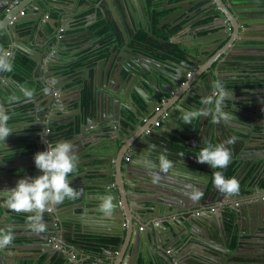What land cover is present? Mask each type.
<instances>
[{"label": "water", "instance_id": "1", "mask_svg": "<svg viewBox=\"0 0 264 264\" xmlns=\"http://www.w3.org/2000/svg\"><path fill=\"white\" fill-rule=\"evenodd\" d=\"M37 1L5 0L0 6V54L6 53L3 52L6 49L10 53L11 62L17 51L14 43L20 41L17 28L11 27V24L17 23L16 18L23 8L33 2L36 4ZM42 1L45 4L51 1V5L59 12V19L61 18L62 22L60 25L56 21L53 24L48 23L52 30L50 40L46 37V44L37 45L38 55L26 52L35 62L31 75L35 81V87L40 88L39 96L35 100L42 99L39 104L33 101L36 106H39L37 115L41 117L36 118L33 126L48 128L50 132L44 136L45 141L52 143L56 133L51 130H56L62 121L70 120L73 123L71 127L76 130L72 134V139H76L77 143L82 142L83 149L90 156L99 154L98 148L107 142L103 148L107 154L103 153V157H100L101 164L91 166L93 170L82 173L79 180L85 181L84 183L88 186L100 188L103 186L104 195H101L98 203H101L106 196H110L116 205L111 219H114V222L126 224V228L123 230L116 228L113 229L114 234L100 236L114 235L124 238L122 248L124 253L129 249V254L134 249H139V252L144 250L143 247L148 249L153 241L155 246L159 242V253L154 259L156 264H264V189L258 185L243 189L240 187V196L243 195L240 201L231 199L234 205L226 202L222 207L221 204H217L213 211L202 214L196 210L197 206L205 204L204 209H210L213 202H221L226 194L220 193L214 187L213 191L208 192V195L203 198V202L200 199L198 202L197 200L188 202L186 199L188 188L182 185L180 180L183 178L178 175V171L182 169L188 172L189 169H186V166L189 167L192 162L198 163L196 157L187 154V151L192 150L193 147L185 146L181 136H187L194 141L190 143L201 144V146L207 142L216 145L221 140H225L233 161H241L240 157L243 160L251 158L252 161L245 163L247 167L240 165L236 170V172L242 171L244 184V177L247 183L255 170H264V155L257 154L252 157L255 151H264V90L255 91V94L261 98H257L258 96L247 99L224 98L222 105L225 104L222 111L231 117L227 121H217L214 112L206 117L195 118L190 124L182 120L183 111L213 108V105H205L202 100L212 95V91H208L213 89L215 81L219 80L223 83L224 79L233 77V74L221 76L224 68L229 72L236 70L240 72V69L250 71L254 64L252 61H259L258 66L264 67L260 59L261 56L264 57L263 0H198L201 5L206 4L205 8L209 10L210 15L214 14L215 8L222 11L232 22V37L240 33L249 35L245 39L246 46L240 48L256 49L253 52H235L236 54L225 51L223 53L227 55L223 58H221L223 48L219 49L210 57L211 61L204 68L199 65V59L195 61L187 53L183 54L181 60H177L178 54L172 53V49L169 48H165L162 53H172V56L162 59L150 55L148 50L138 44L126 47L121 41L118 45L116 39L120 31L117 26L114 27L115 41L112 44V50L108 57L97 62L96 68L103 66L105 69L98 70V74L89 77L88 80V91L91 95V106L88 112L83 108L80 112L70 114L66 112L72 110L70 104L74 99H69L65 95L69 91L66 87L55 85L49 78L54 76L51 64L61 61L64 56L60 52L65 54L71 51V48L76 45L73 43L74 39L85 43L86 40L83 41V39L90 34L91 30L85 23L86 29L82 31L83 34L69 35L70 27L75 25L74 16L82 10L71 9L70 4L76 0ZM90 1H96L95 6L94 3L86 1L85 8L94 6L96 12L99 8L109 19L115 11L122 23L126 21L122 13L124 8L126 6L132 8L134 5V0H110L111 7L108 0ZM92 17L96 19V13ZM164 20L165 18L159 23ZM109 38L113 40L112 37ZM158 42L165 45L163 40L159 39ZM116 44L117 47H115ZM230 46L234 48L233 45ZM243 56H250L253 60L244 61L245 67L239 65V62L231 64L235 61L234 58L239 61ZM220 59L223 60L219 62ZM205 62L203 61L202 64ZM214 64L216 65L213 67ZM4 73L0 72V104L7 111L14 104L8 106L4 104L9 102L13 95L16 96L18 86L22 84L13 79L12 75L7 76L8 81L4 82L2 80ZM238 76L240 81L245 83L243 76L240 74ZM258 83L262 84L264 81L260 80ZM226 91L229 92L231 89ZM244 101H247L246 103L253 107L254 111L243 109L235 103L243 104ZM155 107L159 109L155 110ZM36 111L37 109L32 110L33 113ZM165 113L166 115L162 117ZM141 115L149 116V120L141 123ZM156 120L160 121V125L153 127ZM124 122L126 125L123 124ZM256 122L262 125L258 136L253 130ZM121 132L124 138L121 137ZM116 135L118 137L112 139V136ZM57 138L62 139V134ZM108 138L111 140L108 141ZM174 144L177 146L174 147ZM256 145L259 148H255ZM1 149L0 144V190L14 187L20 178L42 174L36 167L27 171L13 170L11 162L3 163L5 157ZM38 149L44 150V140L38 143ZM108 150H110L109 153ZM162 154L172 165L167 172H161L159 168V157ZM126 157H128L127 160ZM124 159L126 163L123 162ZM153 174L160 176L157 183L152 182ZM111 183L115 184L114 187L107 188ZM152 186L167 188L171 193L170 196L174 194L184 196L180 204H170L169 210L166 211L168 213L163 216L165 220H161L160 215L148 213L154 212L153 207V210H148L149 201L145 197L148 187L150 189ZM81 187L82 184L78 187L81 192L80 201L86 202L87 195ZM229 196L233 197V195ZM141 204L143 206H137ZM57 207L56 205L53 210L43 213L46 230L37 237L36 242L41 244L40 251L46 254L49 262L55 258L58 261L56 264H80L78 259L74 261L69 256L66 249L87 247L82 243H68L67 234L73 232L59 224L57 211L54 210L58 209ZM173 208H177V211ZM23 214L28 216L32 213H16L0 200V219L3 216L5 220H10L12 215L20 219L27 217ZM261 215L262 218H260ZM260 219L261 221L256 224V221ZM9 222L13 223L12 220ZM158 228L163 230L161 234H158ZM0 229L6 228L0 224ZM56 231H59L57 236ZM187 231H197L201 234V238L207 240V244H204L207 249L186 248L166 253L169 248L165 247L163 236L171 235V238H174ZM231 245L234 246L231 247ZM57 246L62 247V250ZM117 250V246H110L105 250L108 253L114 252L111 264L122 263L123 256L119 259L120 252ZM8 257L6 248L0 249V264H8L10 262ZM12 264H33V261L15 258L12 259Z\"/></svg>", "mask_w": 264, "mask_h": 264}, {"label": "crops", "instance_id": "2", "mask_svg": "<svg viewBox=\"0 0 264 264\" xmlns=\"http://www.w3.org/2000/svg\"><path fill=\"white\" fill-rule=\"evenodd\" d=\"M4 1L5 0H0V6L2 5V3H4ZM86 1L94 3V6L96 4V1L90 0H76L75 2L70 4L72 10H82L74 16V18L76 19L75 25L71 26V30L68 31L69 35L74 33L83 34L82 31L86 29V23L87 28L91 30L90 34H88L86 38L83 39V41L86 40V42L82 43V41L74 39L73 43H76V45L71 48V51L65 52V54L60 52V54L64 57L61 59L60 62L51 64V68L52 70H54V76H50L49 78L55 85H61L63 87H66L69 91L66 92L65 95L69 97V99H74V101L70 104L72 110L66 112L68 114L72 112H80L83 108H85L86 112H88V108L91 106V95L88 91L89 77L98 74V70H102L103 66H101L99 69L96 68L97 62L109 56V52L112 50V44H114L115 41V37L113 35H109L113 39L111 40L105 34H99L96 31V29H98L100 25L95 26L93 28H89L90 25L94 24L97 20L102 19L103 25L108 24L110 26V29L112 28V30L114 27L117 26L118 30L120 31L116 39L117 44L119 45L122 41L126 47L132 46L130 42L132 41L133 35L136 31L140 29L148 32L149 36L151 35V18L148 14L147 0H134V5L132 6V8L126 6L122 11L123 17L126 20L124 23L121 22L120 18L115 13L113 7L111 9H113L114 13L111 16V19H109L99 8L97 9V12L94 6L85 8L84 5ZM108 1L111 7V2L110 0ZM152 2V4H154L155 10L167 11V14L160 19L162 20L163 18H165V20L161 23H159L160 20L158 22L160 28L164 26H179L176 33L170 37L169 42L177 45V50H181L184 54H189L193 60L198 61L199 59V65L201 66V68H204V66H206L211 61L210 57L217 50L222 48L223 49L221 52V58L227 55V53H223L225 51L234 53L253 52L256 50L254 48H240L242 46H246L245 39L246 37H249V35L240 33L234 34V37H232L233 30L231 29L229 31L224 28L222 22L219 19H215L214 21H211L209 24L206 25L196 26V21L210 15L209 10L205 8L206 4L201 5L200 3H198V0H154ZM23 10L25 11L24 15H21L19 13L18 17L16 18L17 23L11 24V27L17 28V31L20 35V41H16L14 44H16L17 47L16 53L22 52L33 61V59L29 56L28 53L38 55V51H36V48H38L37 45L46 44V37H48V40H50V32H52V30L49 24H53L56 21L58 22V25H60L62 19H59V12L53 5H51V1L45 4L42 0H38L36 4L33 2L26 8H23ZM214 10L215 13H219L218 8H215ZM82 12L85 13H83V16H80ZM95 13L97 15L96 19L92 17ZM38 32L39 36H37ZM29 37L30 39L28 40ZM53 40H55V38L52 39V42ZM31 42L33 43L31 44ZM117 44L115 47L118 46ZM230 45H233L234 48H231ZM3 52L7 53L8 51L4 49ZM234 59L235 61L231 62L232 65L239 62V65L245 67V63L241 62L243 60L236 61L237 59ZM248 59H250V57ZM260 59L262 60L261 63H264V57L261 56ZM222 60L223 59H220L219 62H221ZM203 61L206 62L202 64ZM189 64L193 66L191 63ZM215 65L216 64H214L213 67ZM229 74H233V77L225 81V87L231 90L237 91V87L240 86L236 83L237 81H240V77L238 76L239 74L243 76V80H245V90H247L248 87L250 89L249 95L258 96L255 94V91L257 89L264 90V83L258 84L260 80L264 81V67H262L261 69L251 67L250 71L240 69V72H238V70H236L235 72H229L224 68L223 72L221 73V76ZM10 75L12 74H10L9 72H5L2 77V80H4V82L5 80L8 81L7 76ZM19 82L26 88L34 90V97L31 102H27L18 89L16 92V97H18L19 99L16 102H7L4 104L6 106L14 104L12 108L7 109L8 115L11 116L8 121V125L10 128H12L13 132L10 133L9 136L6 138L5 143L0 144L2 145L1 151L4 152L5 157L3 163L6 161L11 162V168L13 170L27 171L32 170L35 167L33 157L34 154L39 151L38 143L44 140V150L46 148V144H49L47 143V141H45L44 136L50 131L46 132L45 126H33V123L36 122V118L38 117L37 112H39V106H36L33 101L39 104L42 99L38 101L35 100L36 97L39 96L40 88L35 87V81L33 80L32 75L30 74L29 78L26 81ZM83 93H88L86 105L83 104V102L85 101H83ZM257 98L261 97L258 96ZM33 109H37V111L33 113ZM249 110L254 111V108L251 107ZM140 117L141 123H144L149 120V116L142 117L141 115ZM72 124L73 123L70 120L62 121L56 130H51L52 132L56 133V136L53 138V142L51 144L54 145L58 141H68L74 145V151L78 156V162L76 169L73 173L69 175L68 179L71 183V186L78 192V187L80 184H82L81 189L85 191L87 195L86 202L80 201L81 192H79V196L76 199H66L62 204L57 205L58 209L54 210L57 211V220H59V224H62L64 228H66L67 230H72L73 232L71 234H67L68 243L71 242L80 244L81 242L79 241V236H100L103 234H114L113 229L120 228L123 230L126 228V224L124 225V223L122 222H114V219H111L112 216H105L98 211V206L100 204L98 203V199L101 198V195H104L103 186L102 188L88 186L86 183H84L85 181L79 180V177L80 175H82V173L85 174L88 170H93L91 166L101 164L100 157H103V153L107 154V151L103 150L107 142H105V145L98 148L97 152H99V154L97 153L93 156H90L89 153H87L83 149L82 142L77 143L78 141L76 139H72V134L76 132V130L71 127ZM123 124L126 125L125 122ZM173 126L175 127V125ZM261 128L262 125L259 122H256L253 129L254 132H257L256 136H258L259 130ZM61 134L63 138L58 139V135ZM120 135L122 138H124L123 132H121ZM253 135H255V133ZM117 137V135L112 136V139ZM181 138L185 142V146L193 145L192 143H190L193 140H191L189 137L181 136ZM109 140L111 139L108 138V141ZM223 144L229 149L226 141H224ZM29 147H34L35 152L32 154L24 153L23 151ZM85 147H88L87 144L85 145ZM255 148L259 147L256 145ZM99 149H101L102 151ZM109 152L110 150H108V153ZM256 153L264 155V151L259 150L255 151L252 156L256 155ZM123 162L126 163L125 159L123 160ZM140 162L144 163L143 161ZM85 167L86 169H83ZM186 169H189V171L184 172L183 169L178 171V175H181L183 178L180 181L182 185L188 188V191H186L187 193L195 189H199L203 193V196L200 198V200L202 201L203 198L208 195V192L206 191H208L207 187L211 181V174L214 169H212L207 164H200L196 162H192L189 167L186 166ZM242 176V171H239L237 172V174H235V178L239 181L240 187H242ZM243 181H246V179H244ZM147 191L148 192L145 194V197L149 201L147 203V206H150L148 210L151 211L154 209L153 213H148L162 216L161 220H165L163 219V216L168 213L166 211L169 210L170 204H180L181 199L184 198L183 195L179 194H174L173 196H170L171 193L167 190V188L163 189L158 186H152L150 187V189L148 187ZM240 193L241 191L239 189V192L233 195V197L225 195L224 198L221 200L220 204L222 205V207L226 202L230 203L231 205H234L235 203L231 202V199H237L240 201L243 197V195L240 196ZM186 197L189 198V195H186ZM216 205L217 204L213 202L212 206L216 207ZM137 206L140 207L143 205L141 204ZM204 206L206 205L201 204L196 207V210L202 212V214L210 212V209L205 210ZM53 208H55V206ZM173 210L177 211V208H173ZM23 215L27 216V214ZM17 218L19 220H17ZM260 218H262V215ZM10 220H12L13 223H10ZM10 220H5L3 216L0 219V224H2V226H5L6 229L11 227L15 236L12 245L6 248L7 254L9 256L7 259H10V262L8 264H12V259L15 258L29 259L33 261V264H56L58 262L55 258H53L52 261L49 262L46 258V254L40 251L41 244L39 242H36L38 241L36 239L37 237H40L42 233L33 232L30 229L26 217L20 219L19 217L12 215ZM260 221L261 219L257 220L256 224ZM157 230L158 234H161L163 232L162 229L158 228ZM108 231L110 233H107ZM58 232L59 231H56V236L58 235ZM106 236L116 237L119 239V243L114 246H117V251L120 252L119 259H121V257L123 256L122 263L120 264H132L133 262L137 264V260L139 258L143 260L144 264H156L154 259L159 253V242H157V245L155 246V243L153 241L150 243V247H148V249L147 247H143L144 250L141 252H139V249H134L132 250V253L129 254V249H127V251L124 253V248H122L124 238L122 239V237L114 235ZM171 237V235L163 236V241L166 243L165 247L169 248L171 252H177L181 249L186 248H192L196 250L207 249L204 246L205 243L207 244V240L201 238V234H198L197 231H187L174 238ZM233 246L234 245H231V247ZM108 247L110 246L104 247V249L100 250V252L98 253L86 251L81 246L74 248L75 250H66L69 256L72 257L74 261L78 259L80 261V264H99L100 262H102V264H111L114 252H105ZM58 248L62 250V247L60 248L58 246Z\"/></svg>", "mask_w": 264, "mask_h": 264}, {"label": "clouds", "instance_id": "3", "mask_svg": "<svg viewBox=\"0 0 264 264\" xmlns=\"http://www.w3.org/2000/svg\"><path fill=\"white\" fill-rule=\"evenodd\" d=\"M11 71H13V64L10 55L7 53L0 54V72ZM18 87L25 100L31 102L34 97V90L23 85ZM228 95L229 93L225 90L223 83L219 80L215 81L212 95L202 100V103L213 105V108L183 111L182 120L184 123L190 124L193 119L206 117L211 112L216 114L217 121L229 120L230 115L222 111L223 100ZM18 99L13 95L9 103L16 102ZM9 119L10 116L6 109L0 104V143H5L6 138L13 132L8 125ZM33 159L35 167L42 174L20 178L14 187L0 190V200L16 213H32L26 217L30 229L35 233H43L46 230L43 213L51 211L54 206L62 204L66 199H76L79 196V192L71 186L68 179L69 175L76 169L78 156L72 143L58 141L54 145L46 144L45 150L36 152ZM196 160L198 163L209 165L212 169H218L212 175V183L217 191L226 195H235L239 192V181L235 177H225L223 172L231 162L230 151L224 144H206L200 149ZM171 167V162L162 154L159 157L160 171L167 172ZM159 179L158 174H153V183H157ZM187 195L196 201L203 196V193L199 189H195ZM115 209L116 205L110 196H106L98 206V211L108 217L113 215ZM14 239L15 236L11 227L0 229V249L11 246Z\"/></svg>", "mask_w": 264, "mask_h": 264}, {"label": "trees", "instance_id": "4", "mask_svg": "<svg viewBox=\"0 0 264 264\" xmlns=\"http://www.w3.org/2000/svg\"><path fill=\"white\" fill-rule=\"evenodd\" d=\"M152 1L154 0H147L148 14L150 15V18H151V36L148 35V32L140 29L135 32L130 44L131 45L138 44L140 46H143L146 50L150 52V55H154L157 58L166 59L168 57H171L172 53H176L178 54L177 58L179 59L180 57H182L183 52L181 50L174 52V50H177V45L169 42L170 37L176 33L179 26H173V27L164 26L160 28L158 25V22L162 17H164L167 14V11L155 10L154 4H152L153 3ZM83 13L85 12H82L80 16H83ZM213 19H214V15H211V16H208V17H205V18H202L196 21L195 25L196 26L206 25V24H209L211 21H213ZM98 25L100 26L98 29H96V31L99 34H105L106 36L113 35L112 28L110 29V26L108 24L103 25L102 19L97 20L94 24L90 25L89 28H93ZM159 39L165 41L166 47H164V45H161L158 42ZM165 48L172 49V53H162V51ZM12 64H13V71L9 73L12 74L13 78H15L18 81H26L29 78L34 68V62L22 52H18L15 54ZM87 95L88 93H85V94L83 93V101L85 100L83 104L85 105L87 104L86 102L88 98ZM23 152L26 154H32L35 152V149L34 147L32 148L29 147L25 149ZM230 168H234V166ZM216 170L218 169H214L212 171L211 181L207 188L208 192L213 191L214 185L212 183V175H213V172ZM232 170L233 169H229L228 167L224 169L223 172H224L225 177H235V176H231L233 172ZM186 199L188 200V202H195L192 199H189L188 197H186ZM79 237L80 239H82V240L79 239V241L82 244L86 245L87 247L84 249L90 250L92 252L94 251L100 252V250H102L106 246H111V245L114 246L119 243V239L116 237H101V236H91V235H88V236L84 235V236H79ZM137 264H144V262L141 258H139L137 260Z\"/></svg>", "mask_w": 264, "mask_h": 264}, {"label": "flooded vegetation", "instance_id": "5", "mask_svg": "<svg viewBox=\"0 0 264 264\" xmlns=\"http://www.w3.org/2000/svg\"><path fill=\"white\" fill-rule=\"evenodd\" d=\"M219 13H215V10H214V14H211V15H214V19H213V21L215 20V19H219L221 22H222V24H223V27L224 28H226L227 30H233V25H232V22L228 19V18H226V16L222 13V11L221 10H219L218 11ZM211 15H208V16H211ZM207 16V17H208ZM233 32V31H232ZM226 37V36H225ZM176 51H179V50H174V52H176ZM235 53V52H234ZM184 54V53H183ZM183 54H182V57H180L179 59L176 57V59L177 60H181L182 58H183ZM250 56H243V57H241L240 58V60H243V62L244 61H252L253 60V58H251L250 57V59H248ZM170 58V57H169ZM253 66L252 67H256V68H258V69H261L259 66H258V62H254L253 61ZM205 75V74H204ZM224 77H226V75L224 76ZM226 80H228V79H224L223 80V85L224 86H226L225 85V81ZM238 85H240V86H238L237 87V91H235V90H231V91H229V95L228 96H226L225 98L226 99H228V98H236V99H247L248 97H251V95H249V87H248V89L247 90H245V83H243V81H237L236 82ZM225 89L226 90H228L229 88H227V87H225ZM241 89V90H240ZM210 91H212V93H213V89H210L208 92H210ZM226 101H228V100H226ZM240 101V100H239ZM251 101V100H250ZM240 102H242V101H240ZM245 103H243V104H239V102H235L237 105H239L241 108H243V109H250L251 107L249 106V104L248 103H246L247 101H244ZM225 104V103H224ZM223 104V105H224ZM223 105H222V107H223ZM225 141V140H224ZM223 140H221L220 141V143L219 144H223V142H224ZM206 144H209V142H207ZM205 144V145H206ZM204 145V146H205ZM215 145V144H214ZM177 145L176 144H174V147H176ZM192 150H189V151H187V153L188 154H190V156H194V157H196V156H198V154H199V151H200V149L203 147V146H201V144H195V145H192ZM253 154V153H252ZM256 155H257V153H256ZM253 157V156H252ZM240 159H241V161H238V162H235V161H233L232 159H231V162H230V164L228 165V168L229 169H233L232 171V174H231V176H235V174H237V172H239V171H237L236 172V170L238 169L237 167L238 166H240V165H242V167H247V166H245V163L247 162V161H252V159L251 158H246L245 160H243V158H241L240 157ZM249 163V162H248ZM232 166H234V168H230V167H232ZM253 167V166H252ZM240 169H242V168H240ZM239 169V170H240ZM251 169V168H250ZM249 169V170H250ZM250 177H251V179L246 183V181H245V184H244V182H242L243 183V185H244V187L245 188H248V187H250V186H254V185H258L260 188H263L264 189V170H262V169H259V170H255L254 171V173L252 174V175H250ZM245 179V177L243 178V180ZM243 187V186H242ZM241 187V188H242ZM208 188V187H207ZM243 189V188H242ZM206 192H208V191H206Z\"/></svg>", "mask_w": 264, "mask_h": 264}, {"label": "built area", "instance_id": "6", "mask_svg": "<svg viewBox=\"0 0 264 264\" xmlns=\"http://www.w3.org/2000/svg\"><path fill=\"white\" fill-rule=\"evenodd\" d=\"M15 2H18L19 0H14ZM20 14L21 15H24V10H21L20 11ZM7 54H9L10 55V53L9 52H7ZM159 108L158 107H155V110H158ZM166 115V113L165 114H163L162 115V117H164ZM146 119V118H145ZM160 125V121L159 120H156V121H154V123H153V127H157V126H159ZM50 130L48 129V128H46V132H49ZM128 159V157H126V160ZM114 183H111L110 185H108L107 187H114ZM216 204H220V202H215ZM215 209V206H212V207H210V211H213ZM58 247V246H57ZM60 247V246H59ZM170 250L168 249L167 251H166V253H168Z\"/></svg>", "mask_w": 264, "mask_h": 264}, {"label": "bare ground", "instance_id": "7", "mask_svg": "<svg viewBox=\"0 0 264 264\" xmlns=\"http://www.w3.org/2000/svg\"><path fill=\"white\" fill-rule=\"evenodd\" d=\"M241 186H243V184H242ZM243 188H244V187H243Z\"/></svg>", "mask_w": 264, "mask_h": 264}]
</instances>
